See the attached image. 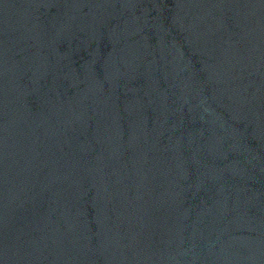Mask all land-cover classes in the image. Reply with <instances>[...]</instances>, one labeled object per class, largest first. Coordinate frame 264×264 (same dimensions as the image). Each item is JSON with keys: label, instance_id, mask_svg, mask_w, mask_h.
<instances>
[{"label": "water", "instance_id": "95a60500", "mask_svg": "<svg viewBox=\"0 0 264 264\" xmlns=\"http://www.w3.org/2000/svg\"><path fill=\"white\" fill-rule=\"evenodd\" d=\"M0 264H264V0H0Z\"/></svg>", "mask_w": 264, "mask_h": 264}]
</instances>
